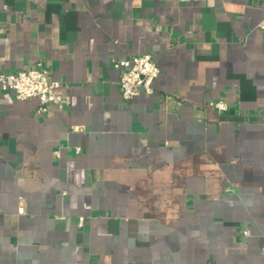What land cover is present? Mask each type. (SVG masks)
Returning a JSON list of instances; mask_svg holds the SVG:
<instances>
[{"label":"crops","instance_id":"0c3cea01","mask_svg":"<svg viewBox=\"0 0 264 264\" xmlns=\"http://www.w3.org/2000/svg\"><path fill=\"white\" fill-rule=\"evenodd\" d=\"M263 15L0 0V73L42 62L62 96L38 115L0 87V264H264ZM142 53L159 74L124 100L113 60Z\"/></svg>","mask_w":264,"mask_h":264},{"label":"built area","instance_id":"2783aa9c","mask_svg":"<svg viewBox=\"0 0 264 264\" xmlns=\"http://www.w3.org/2000/svg\"><path fill=\"white\" fill-rule=\"evenodd\" d=\"M258 27L264 32V15ZM113 66L119 69L118 89L124 100L133 98L141 91L152 92V83L159 74V67L150 54H135L113 60ZM0 87L13 92L21 100H35L38 115L47 113L52 105L62 104L59 93L61 82L50 77L48 68L42 62L14 72L0 73ZM208 106L219 112L227 110V104L222 99L210 101ZM18 210L22 213L23 205Z\"/></svg>","mask_w":264,"mask_h":264}]
</instances>
